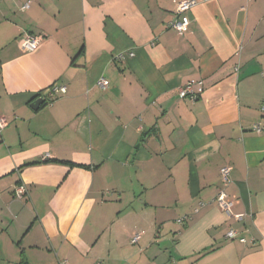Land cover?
<instances>
[{
  "label": "crops",
  "instance_id": "0c3cea01",
  "mask_svg": "<svg viewBox=\"0 0 264 264\" xmlns=\"http://www.w3.org/2000/svg\"><path fill=\"white\" fill-rule=\"evenodd\" d=\"M182 1L0 0V264H264V0Z\"/></svg>",
  "mask_w": 264,
  "mask_h": 264
},
{
  "label": "built area",
  "instance_id": "2783aa9c",
  "mask_svg": "<svg viewBox=\"0 0 264 264\" xmlns=\"http://www.w3.org/2000/svg\"><path fill=\"white\" fill-rule=\"evenodd\" d=\"M210 0H184L180 2L177 5V9L173 14V18L170 22H168L167 27L168 29L173 30L176 34L178 35H183V33L186 31L189 20L185 16V13L188 11L192 10L195 8L197 5L200 3H205ZM246 2H251L254 0H245ZM28 8V4L24 5L22 7V10H25ZM41 38L30 35V34H24L23 40H22V47L26 52L33 53L37 48L40 43ZM134 57V53L132 51H126L119 53L115 55V59L119 61H126L129 59H132ZM96 85L99 88L105 89L107 87V82L104 79H100ZM65 93V88L64 87H55L52 86L50 89L47 91V96L45 99V105L51 104L55 99H57L58 95ZM203 94V86L201 82H196V81H189L186 83L184 86L180 87L178 89V98L180 100L187 99L191 102L197 101L201 95ZM261 111H264V105L261 107ZM6 127V120L4 118H0V132ZM252 132L256 134H260L263 129L260 124H255L252 126ZM230 172L231 169L229 167H223L220 169L219 174H220V179L223 184H227L230 181ZM15 197L18 199L23 198L26 195V189L24 186H19L15 189ZM212 203L214 206L219 209L228 220H237L240 221L243 216L242 215H236L233 213L232 208H233V201H231L226 193L223 191L218 192L216 197L212 200ZM199 207H203V204H199ZM187 220H190L188 217L181 218L177 221L179 224H183ZM225 238L227 240H238L240 243H246V240L237 236V233L229 229L226 234ZM139 239V235H134L132 237L131 243L135 244L137 243Z\"/></svg>",
  "mask_w": 264,
  "mask_h": 264
},
{
  "label": "water",
  "instance_id": "95a60500",
  "mask_svg": "<svg viewBox=\"0 0 264 264\" xmlns=\"http://www.w3.org/2000/svg\"><path fill=\"white\" fill-rule=\"evenodd\" d=\"M41 104H42L41 100H37V101L33 104V108L36 109V108H38Z\"/></svg>",
  "mask_w": 264,
  "mask_h": 264
}]
</instances>
